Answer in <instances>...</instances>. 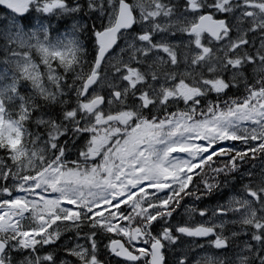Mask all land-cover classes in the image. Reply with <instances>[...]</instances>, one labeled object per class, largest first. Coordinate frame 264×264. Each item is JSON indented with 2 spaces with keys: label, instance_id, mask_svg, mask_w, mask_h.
Instances as JSON below:
<instances>
[{
  "label": "snow or ice",
  "instance_id": "1",
  "mask_svg": "<svg viewBox=\"0 0 264 264\" xmlns=\"http://www.w3.org/2000/svg\"><path fill=\"white\" fill-rule=\"evenodd\" d=\"M0 264H264V0H0Z\"/></svg>",
  "mask_w": 264,
  "mask_h": 264
}]
</instances>
